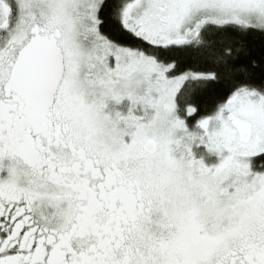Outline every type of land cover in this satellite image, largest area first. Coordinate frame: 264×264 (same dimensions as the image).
<instances>
[{
  "label": "snow or ice",
  "instance_id": "obj_1",
  "mask_svg": "<svg viewBox=\"0 0 264 264\" xmlns=\"http://www.w3.org/2000/svg\"><path fill=\"white\" fill-rule=\"evenodd\" d=\"M0 264H264V0H0Z\"/></svg>",
  "mask_w": 264,
  "mask_h": 264
}]
</instances>
